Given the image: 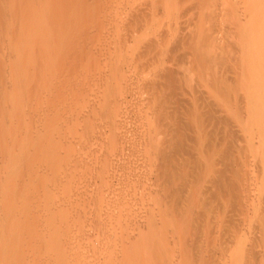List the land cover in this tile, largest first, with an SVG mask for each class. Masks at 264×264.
Returning <instances> with one entry per match:
<instances>
[{"label": "rangeland", "instance_id": "obj_1", "mask_svg": "<svg viewBox=\"0 0 264 264\" xmlns=\"http://www.w3.org/2000/svg\"><path fill=\"white\" fill-rule=\"evenodd\" d=\"M220 1L0 0V264H83L101 251L102 264H129L162 204L158 146L189 110L194 145H215L203 179L221 174L230 195L193 256L178 258L186 236L174 227L161 264H264V85L227 71L221 39L182 38L221 27L196 15ZM159 223L149 240L169 233Z\"/></svg>", "mask_w": 264, "mask_h": 264}, {"label": "bare ground", "instance_id": "obj_2", "mask_svg": "<svg viewBox=\"0 0 264 264\" xmlns=\"http://www.w3.org/2000/svg\"><path fill=\"white\" fill-rule=\"evenodd\" d=\"M212 1L214 2L215 0H212ZM88 3H89V0H88ZM220 3H221V1H220ZM220 3H217V5L218 4L220 5ZM221 4H223L224 9H222L220 13L218 12V10L216 11L215 8H213V6L210 3H209V5L206 4V6L199 8V10H197V13H196L197 17L199 19H201L200 21H202V19H205V20L208 19L209 21H211L212 19H217V18L221 19V22H222L221 27L207 28V26L206 27L202 26V27H197L196 29L189 27L187 29L182 30V34H183L182 38L183 39L186 38L184 40H187L188 44L190 42H191V44L202 43V41L206 42L204 44H208V42H213V41L215 42V40L221 39L220 42L222 41V43H223V46L221 48L222 52H229L230 53V57H228L227 59L224 58L225 63L227 65V71L228 72L231 71L232 73L239 76V73H240L239 69H241V71H243L245 73V75H247V77H248V78H246L247 79L245 81L246 83H248L250 85H264V62H260V61H263L262 59H264V34H263V32H264V0H236V3H235V0H230V1L223 0ZM220 9H219V11H220ZM249 11H251V13ZM242 12L244 13L243 18H238L237 16L239 14H241ZM252 13H255L257 16L254 21H250L248 19L249 16L252 15ZM232 26H234V27H232ZM184 30H188V31L191 30V31L190 32L187 31L188 33H185ZM183 32L185 34H188L187 35L188 37H186ZM251 38L256 43V44H254V41H253V45H257L258 47L256 49L252 50L251 53H249V52H247V46H248V42ZM178 43H179V41H178ZM197 46H198V44H197ZM249 56H251L252 61H250L248 59ZM247 59H248V63H246V61H245ZM83 91H85V90H83ZM258 110H259V107L257 108L256 111H258ZM262 110H263V108H262ZM260 111H261V108H260ZM259 114H260V112H258V115ZM262 114H263V112H262ZM256 115H257V113H256ZM194 116H195L194 113H192V111L189 110L188 111V118L187 117H183L182 119L179 118V121L176 124V129L174 130V135H172V138L169 141H167L166 143L158 146L157 152L159 153V155H162V156L160 157L159 164L157 165L158 174H156L157 175L156 178L159 181L157 194H158V197H160L162 204L158 207V209H159L158 210L159 215L157 213L158 216L154 215V217L149 218V216H148L149 214H145V216L146 215L148 216L147 219L149 220L148 229L147 230L144 229L145 231H147V233L143 230V233L145 232V234L143 235V233H142L143 236L141 235L140 237H138V239H136V240H139L140 242L142 240H144L145 242L144 241L141 242L143 244L142 248L138 251V253L136 252V255L132 254V257H131L129 264H136L138 262L137 259L140 260L138 262V264L139 263H142V264H161V259H163V257H166L165 255L169 254L167 252H169L170 246H172L174 244L176 245V243L173 242V238H175V236L173 237L171 235V230L174 229V227L177 229L181 228L180 233L185 234V236H186L185 238H182L181 240H179V243H178L179 244V253L177 252V255H179L178 258H182L183 260H187L188 258H190V256H193V253H195L196 249L201 245L203 231L205 229L210 230L212 228L213 219L219 217L220 210L218 208H220V206H221L220 203H221V200L223 199V197H225V195L228 194L227 192H229V189H228L229 180H222L221 174L216 175V177H214L213 179H206V177H205V179H203L204 175L206 174V171H208L207 167H208V163H209V159L205 158L204 154H205V152L210 150L212 148V146L215 147V145H212L211 142L206 143V144H202L198 147L194 145L196 138L192 136V127L190 126L191 125L190 124L191 119H194ZM263 119H264V117H263ZM212 165L213 164L211 163V166ZM170 185H171V190L169 192L168 190L170 189V187H169ZM229 188H231V184H230ZM229 195H230V192H229ZM231 195L234 196L233 193ZM148 206H150V205H148ZM142 208L145 210L146 206L144 207V205H142ZM142 208H140L139 211ZM156 208L154 207V209H156ZM148 209H150V208H148ZM132 210H134V209H132ZM147 210H145L144 212H146ZM150 210H152V209H150ZM21 211L22 210L20 208V212ZM146 213H148V212H146ZM22 215H23V213L21 214V216ZM140 215H141V213H140ZM111 217H112V215H111ZM111 217H109L108 219H110ZM111 219H113V217ZM79 220H81V219H79ZM98 220L102 221V219H98ZM92 221H93V219H92ZM159 222L166 223L169 225V228H168L170 230L169 233L166 234L167 231H165L166 235L162 239H161V237L163 235H161L160 240L158 239L159 241L149 240L148 237L150 235H152L155 231H158L157 228H159V224H160ZM0 224H1L0 229H2L0 232H1V234L3 232V235H4L5 232L7 233V231H8V229L7 230L5 229L6 228L5 226H7V225L5 223H4L5 226L3 225V223H0ZM2 225L4 228H2ZM98 226H100V225H98ZM161 227H162V225H161ZM163 229H164V227H163ZM165 229H167V227ZM27 232L29 233L32 231H27ZM27 232H26V234L24 233V235H27V237H28L30 235L27 234ZM155 233H157V232H155ZM155 233H154V235H155ZM30 234L32 235V233H30ZM24 235H22L21 237H23ZM43 235H45V234L43 233ZM2 236H0V237L2 238ZM3 237H5V236H3ZM152 237H154V236H152ZM1 238H0V241H1ZM46 238H44V240ZM155 238H156V236H155ZM155 238H153V239H155ZM171 240L173 243L171 242ZM46 241H47V239H46ZM22 242L23 241H21L20 245L24 246V244H22ZM124 242H125V240H124ZM128 243H130V242H128ZM38 244L41 245L39 242H38ZM36 245H37V243H36ZM52 246H53V243H52ZM79 246L80 245H78V246L76 245V247H79ZM104 246H106V245H104ZM57 247H55L56 250H58ZM66 247L70 248L68 246H66ZM59 248L61 249V246ZM22 249L20 247V250H22ZM41 249H42V247L40 248V251H41ZM43 249H44V246H43ZM46 249H47V247H46ZM46 249H44V250H46ZM60 249H59V253H60ZM47 250H49V248ZM56 250H53L54 253ZM23 251H22V254L19 251V253L21 254V257L25 252V251L24 252ZM62 251H63V249H62ZM37 252H38V250H37ZM37 252H33V255H34V253H37ZM41 252H43V251H41ZM41 252L39 254H41ZM50 252H52V251H50ZM78 252H80V251H78ZM78 252L76 254H78ZM26 253H28V251H26ZM80 253H81V255L85 256L84 258H86L87 254L85 255L84 252H80ZM100 253H102V251ZM100 253H98V254H100ZM125 253H127V252H125ZM131 253L132 252L130 251V255H131ZM174 253H176V252H174ZM98 254L94 253L93 255L90 254L91 256L88 255V257L90 259L89 258H88V260L84 259L86 261H83V262L84 263L89 262L88 264H99V263L102 264L100 262V257H101L100 255H102V254H100V255H98ZM25 255L27 256V254H25ZM43 255H46V253H43L42 256H40L41 259L44 257ZM81 255H80V257H81ZM46 256H48V255H46ZM46 256H45V258H46ZM123 256L125 257V255H123ZM21 257H20V259H21ZM23 257L25 258L24 255H23ZM28 257H29V255H28ZM48 257L46 258V260L51 261V259L50 258L48 259ZM61 257H62V255H61ZM121 258H123V257L121 256ZM125 258H129V257L127 256ZM38 260L40 261L39 258H38ZM202 260H204V258H202ZM37 261H36V263H37ZM40 263H42V261ZM47 263L51 264L52 262H46V263L44 262L42 264H47ZM59 263H57V264H59ZM107 263H109V262L107 261ZM162 263H163V261H162ZM54 264H56V262ZM60 264H62V263H60ZM124 264H127V263L125 262Z\"/></svg>", "mask_w": 264, "mask_h": 264}]
</instances>
